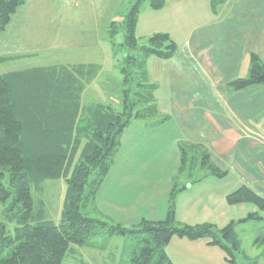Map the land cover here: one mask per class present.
<instances>
[{"label": "trees", "instance_id": "obj_1", "mask_svg": "<svg viewBox=\"0 0 264 264\" xmlns=\"http://www.w3.org/2000/svg\"><path fill=\"white\" fill-rule=\"evenodd\" d=\"M27 1L0 0V34ZM147 1L152 10L164 6V0ZM222 1L212 0V5ZM139 14L138 2L124 21V44L130 50L137 49L135 27ZM176 51L177 46L168 34L156 33L138 49L137 55L126 56L121 67L122 112L103 104L82 103L85 88L98 74L94 64L0 75V203L6 205L2 213L4 222H0V264H64L70 254L76 255L75 247H84L101 236L134 240L131 264H173L165 252L173 237L207 240L208 245L223 252L226 264H237V255L247 264H257L250 263L251 259L241 250L233 221L220 230L211 224H176L173 198L163 221L142 220L133 229L112 226L89 216L95 209V194L113 165L119 140L130 121L158 117L156 87L148 81L146 60H169ZM230 85L235 91L264 86L263 61L251 54L248 76ZM136 107L140 109L135 111ZM187 148L192 149L193 165L199 162L219 179L227 174L212 163L202 145L190 143ZM179 149L184 169L188 150ZM91 174L95 178L86 193ZM54 180H63L66 185L58 223L46 219L42 203H36L32 197V190L39 193L45 181ZM226 201L229 205L253 204L264 215V198L246 186L229 194ZM260 219L256 213L249 214L238 223ZM9 224H14L12 232L8 230Z\"/></svg>", "mask_w": 264, "mask_h": 264}, {"label": "rangeland", "instance_id": "obj_2", "mask_svg": "<svg viewBox=\"0 0 264 264\" xmlns=\"http://www.w3.org/2000/svg\"><path fill=\"white\" fill-rule=\"evenodd\" d=\"M138 2L140 14L135 27L137 49L130 50L124 44V21ZM23 13L28 18L22 36L12 33L0 40V57L4 59L0 63V75L21 69L94 64L98 66V74L86 87L82 103L103 104L117 112L124 110L121 67L126 56L137 55L138 49L147 45L149 37L156 33L168 34L180 51L187 47L188 41L182 34L190 31L187 27L181 29L177 26L182 15L173 17L169 8L152 10L147 0H32L25 12L20 10L17 15ZM110 16L113 17L111 22ZM112 29L115 32L111 35L109 32ZM52 39L66 46L50 47ZM18 40L23 43L21 51H11L10 48H15ZM171 61L155 57L146 60L148 81L156 87L158 117L130 121L119 140L113 165L95 194V209L89 212V216L112 226L133 229L142 220L163 221L173 198L176 224H211L220 230L233 221L241 250L251 259L250 263L264 264V215L253 204L229 205L226 201L229 194L247 186L246 183L238 185L242 173L239 168L243 171L244 168L232 160L224 164L221 158L217 160L214 151L212 163L220 161L222 165L216 166L227 175L221 179L213 177L199 162L192 164V149L187 148L190 142L178 138L181 136L180 128L176 130L177 120L171 118L172 93L177 86L176 83L169 85L167 80L171 71L174 77L177 76L174 79H180L184 71L181 72V68L175 70L176 66ZM206 63V68L211 71L215 62L212 59ZM219 80L223 81V75ZM226 90V86L221 87V93ZM137 109L140 108L136 107L135 111ZM254 110V119L248 124L264 140V103L258 102ZM206 135L211 138L218 136L214 131ZM180 147L188 150L184 169L181 167ZM94 178L91 174L86 193ZM65 189L63 180H54L45 181L39 193L32 190L34 201L43 205L46 219L59 222ZM4 207L6 205L0 203V222H4ZM255 213L262 219L238 223ZM13 229L14 224H9L8 230L12 232ZM180 239L188 241L173 237L169 248L171 256H176L177 252L173 249ZM86 247L79 252L87 261L92 258L98 264H131L136 242L128 237L101 236L90 240ZM75 254L65 258L64 264H85ZM236 262L248 263L240 255L236 256Z\"/></svg>", "mask_w": 264, "mask_h": 264}, {"label": "crops", "instance_id": "obj_3", "mask_svg": "<svg viewBox=\"0 0 264 264\" xmlns=\"http://www.w3.org/2000/svg\"><path fill=\"white\" fill-rule=\"evenodd\" d=\"M31 1L17 10L6 31L0 34V40L12 33L22 36L28 16L25 13L18 16L17 13L20 10L25 12ZM165 8H169L173 17L182 15L177 26L190 30L182 34L188 39L187 47L177 50L170 59L176 66L175 70L181 68V72L184 71L182 77L174 79L177 76L174 77L171 71L167 80L169 85L176 83L177 86L172 93L171 118L177 120L176 130L180 128L181 136L178 138L202 145L211 153L212 162L216 151L217 160L221 158L224 164L232 160L243 167L244 171L239 168L242 173L238 185L246 183V187L264 198V140L248 124L254 119V106L258 102L264 103V86H252L241 91L229 86L233 80L248 76L251 54L257 55L264 63V0H223L216 6L212 5V0H164L161 9ZM50 42L53 48L66 46L56 39ZM22 44L18 40L17 46L10 50L19 52ZM212 59L215 65L209 71L206 61ZM71 65L77 64L66 66ZM25 70L30 69L13 72ZM221 75L223 81L219 80ZM223 86L227 90L221 93ZM212 131L217 133V138L206 135ZM214 164L222 165L220 161H214ZM172 242L166 246L165 252L173 264H226L223 252L208 245L207 240L180 239L174 245L175 257L169 252ZM84 247L74 248L83 263L98 264L92 258L87 261L82 256L79 251Z\"/></svg>", "mask_w": 264, "mask_h": 264}]
</instances>
